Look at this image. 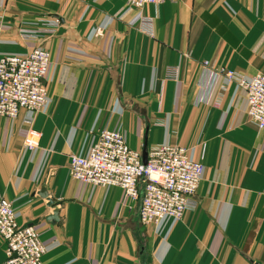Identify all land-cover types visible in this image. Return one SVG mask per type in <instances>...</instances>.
Instances as JSON below:
<instances>
[{
    "label": "crops",
    "instance_id": "crops-1",
    "mask_svg": "<svg viewBox=\"0 0 264 264\" xmlns=\"http://www.w3.org/2000/svg\"><path fill=\"white\" fill-rule=\"evenodd\" d=\"M0 14V56L37 47L51 55L47 105L0 118V202L39 232L44 264H264V131L238 85L213 81L221 70L264 75V0H181L141 12L129 0H0ZM55 16L57 26H43ZM22 28L43 36L25 40ZM30 129L41 134L34 151L24 148ZM104 129L142 155L187 148L204 166L196 207L145 227L140 200L72 180L70 156H86ZM55 210L59 220H47ZM5 251L0 236V264Z\"/></svg>",
    "mask_w": 264,
    "mask_h": 264
},
{
    "label": "built area",
    "instance_id": "built-area-1",
    "mask_svg": "<svg viewBox=\"0 0 264 264\" xmlns=\"http://www.w3.org/2000/svg\"><path fill=\"white\" fill-rule=\"evenodd\" d=\"M180 1L129 0V4L141 12L151 5ZM58 24L59 20L53 19L43 26L49 29ZM3 25L4 16L0 14V35ZM42 32L22 28L20 35L30 41L43 36ZM103 35L102 29L96 30V37ZM50 67L51 55L43 47L25 56H0V118L15 120L23 111L38 113L47 105ZM220 76L244 91L248 117L264 131V75L248 78L232 70H221L214 74V83ZM167 78L177 80L178 69H168ZM40 139L41 134L30 129L24 139V148L38 149ZM203 175L204 166L190 159L187 148L153 147L147 152V164H144L143 155L128 146L121 132L107 129L99 132L86 156L71 155L69 162L72 180L99 188H120L126 199L140 200L139 219L145 227H157L166 219L182 220L196 207ZM0 236L6 244L4 264H44L46 248L41 235L32 226H20L14 205L5 199L0 202Z\"/></svg>",
    "mask_w": 264,
    "mask_h": 264
},
{
    "label": "water",
    "instance_id": "water-1",
    "mask_svg": "<svg viewBox=\"0 0 264 264\" xmlns=\"http://www.w3.org/2000/svg\"><path fill=\"white\" fill-rule=\"evenodd\" d=\"M55 18L58 19L57 16H55ZM143 163L147 164V151H144V153H143ZM39 196H41L42 198H44V199H46L48 201V206L49 207H56L57 206V204L54 202V200L49 197L46 189H42L41 192H39ZM58 215H59V210H55L53 212V215L48 217L47 220H49V221L50 220L58 221L59 220Z\"/></svg>",
    "mask_w": 264,
    "mask_h": 264
}]
</instances>
